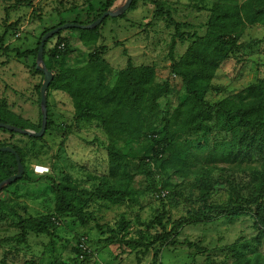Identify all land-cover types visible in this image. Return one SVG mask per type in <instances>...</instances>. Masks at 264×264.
Masks as SVG:
<instances>
[{"label":"rangeland","instance_id":"obj_1","mask_svg":"<svg viewBox=\"0 0 264 264\" xmlns=\"http://www.w3.org/2000/svg\"><path fill=\"white\" fill-rule=\"evenodd\" d=\"M32 1V8L11 10L13 1L0 0V103L42 126L41 87L45 76L34 68L39 62L32 53L45 30L60 23L88 24L100 19L105 0ZM126 1L118 0L111 11L119 10ZM151 1L138 0L133 10L131 5L121 16L101 23L96 48L99 52L104 48L102 58L109 68V86L115 85L117 72L124 70L131 59L135 67H153L158 84L165 83L171 90L170 97L150 100L152 103L145 106L143 130L138 138L122 137L113 142L109 132L112 127L107 130L95 121L76 122L71 98L49 88L51 129L43 139L33 141L32 137L0 132L1 146L22 150L27 177L6 186L1 198L25 206L30 216H48L56 204L53 182H70L76 203L92 213L100 226L117 229L123 218L133 223L139 217L149 224L163 207L169 223L196 212L202 205L204 181L219 183L210 201L212 205H225L237 194L245 199L258 197L264 188V148L260 149L255 141L258 136L242 132L236 119H219L206 124L200 132L180 134L174 149L160 157H165L164 166V159L153 167L145 158L151 155L149 146L163 138L162 116L172 115L186 97L181 79L170 70L175 27L156 16ZM159 1L175 22L190 25L182 32H196L201 37L207 34V7L214 0ZM122 16L125 17L121 19ZM49 40L45 65L52 49L60 43L65 45L66 53L59 68L78 70L87 65L88 51L80 44L77 33L64 32ZM192 42L178 40L174 58L179 60ZM238 43L237 50L220 64L211 82L205 95L209 105L235 98L250 85L264 80V28H247ZM112 146L128 164L129 178L109 173ZM37 166L47 172L34 174ZM110 189L120 193V199H111ZM238 211L242 216L237 219H228L217 211L209 213L200 224L184 227L176 246H155L159 252L157 264H232L241 257L264 255V229L256 226L255 208L241 206ZM60 220L53 254L59 260L69 264H138L140 258V264H153L152 251L147 255H140L138 250L122 251L108 242V231L101 232L95 223L84 227L71 215ZM50 241L47 235L22 234L10 218L0 217V264H47ZM81 244L88 255L77 259L73 248Z\"/></svg>","mask_w":264,"mask_h":264},{"label":"trees","instance_id":"obj_2","mask_svg":"<svg viewBox=\"0 0 264 264\" xmlns=\"http://www.w3.org/2000/svg\"><path fill=\"white\" fill-rule=\"evenodd\" d=\"M8 1L14 2V5L9 7L11 10L21 7H33L32 0ZM117 2L118 0H105L104 14L110 12ZM137 2L138 0H134L131 10L135 8ZM151 2L156 7V16L175 27L170 49V70L175 77L181 79L186 97L172 115L164 114L162 116V133L160 134L163 135V138L155 141L153 146H149L148 153L151 155L145 157L148 158L150 165L157 166L159 161L165 158L160 159V157L163 154L165 155V152L174 149V141L180 134L200 132L206 124L217 122L219 119L225 121L238 120L242 132L245 135L253 133L258 136L259 138L255 141L258 142L259 148L263 149L264 80L250 85L237 94L235 98H227L214 105H209L206 102L205 95L210 89L211 82L220 64L228 60L237 50L238 41L244 31L255 25L264 28V0H214L211 6L207 7L210 16L206 24L207 34L203 37L196 32L192 34L182 32L183 29L190 28V25L175 22L170 11L165 10L162 1L152 0ZM124 17L122 16L121 19ZM108 19L110 18L105 19L102 24H105ZM97 20L99 18L88 24L81 22L70 24L89 26ZM63 25L65 23H60L51 29L45 30L40 37L36 51L32 55L37 58L42 38L47 33ZM17 26L18 23L14 25L15 28ZM64 32L77 33L80 44L88 51V62L84 68L78 70L59 68L61 62L64 61L66 52L64 44L56 45L46 61L47 70L53 74L50 88L62 91L71 98L76 122L91 123L95 121L100 123L104 129L112 127L113 130L109 132L113 134V142L121 140L122 137L126 139L138 138L143 130L142 119L144 118L145 106L155 99L170 97L171 90L168 85L165 83L158 84L156 71L153 67H135L131 59H128L127 67L117 72L115 85L109 86L107 83L109 68L102 58L104 48L100 52L96 48L97 41L100 39L99 27L91 30L68 29L61 31L56 36L58 37ZM178 40L193 42L186 53L179 60H176L174 49ZM49 41L45 45V60ZM92 48L93 52L91 51ZM34 68H36V65ZM0 124L34 132H39L42 127L41 124L36 126L21 116L12 113L6 103H0ZM50 129L48 119L47 130L43 137ZM0 132L27 137L4 129H0ZM152 135L155 136V133ZM43 137L40 139H43ZM30 139L33 141L40 140L38 138ZM0 147H9L20 157L25 168L22 180H25L27 178L26 158L22 150L15 146L0 145ZM109 158L111 163L109 173L113 176L129 178L128 164H125L124 159L120 157L119 152L115 151L114 146L109 149ZM164 162L165 159L162 166H164ZM17 173L18 166L15 155L0 153V183ZM201 184V207L196 212H189L186 217L173 223H169L168 212L163 207L161 213L149 224H145L139 217H136L133 223L123 218L117 229L110 226H100L97 218L92 213L85 211L76 203L73 197L74 188L71 183H63L57 180L53 182L56 204L52 214L43 217L28 215L25 206L14 205L10 201L1 198V195L7 191L5 187L0 191V217L10 218L22 234L32 233L34 235L49 236L51 238V257L47 264H69L53 255L56 252V225L61 221V218L67 215L73 216L84 227L95 223L97 229L101 232L107 230L109 233L108 242L122 251L138 250L140 255H147L152 251L154 254L153 264H157L159 258V252L155 249V246H159L161 249L176 246L178 244L176 239L181 229L204 222L206 216L212 212L220 211L228 219L233 220L242 216V213L238 211L239 207L251 206L255 208L257 213L256 226L264 229V188L255 199H245L237 194L234 198L228 200L225 205H212L210 201L219 183L204 181ZM108 195L111 199H120V193L116 190L110 189ZM134 225L137 228H134ZM143 227L146 230H142ZM186 244L192 247L191 243ZM73 252L77 259L88 255L87 251L80 248L79 245L73 248ZM140 261L139 258L138 264H140ZM71 264H78V262ZM232 264H264V255L256 254L252 257H241Z\"/></svg>","mask_w":264,"mask_h":264},{"label":"water","instance_id":"obj_3","mask_svg":"<svg viewBox=\"0 0 264 264\" xmlns=\"http://www.w3.org/2000/svg\"><path fill=\"white\" fill-rule=\"evenodd\" d=\"M133 2H134V0H127L126 3L123 5V7H121L119 10L110 11L108 13H105L99 20H97L96 22H94L93 24H91L89 26H80V25L69 23V24H65V25L58 27L57 29L52 30L51 32L47 33L42 38V40L40 42V47H39L38 56H37L39 63L36 66L37 71L41 72L45 76V82H44L43 86L41 87V108H42V127H41V130L39 132H34L31 130H22L20 128L11 127V126L6 125V124H0V129H4V130L10 131V132H15V133H18L20 135L27 136V137L42 138L44 136V134L47 130V126H48L47 92H48V89L50 88V85L53 81V74L47 70L46 65L43 62L46 42L50 38L56 36L61 31H65L68 29H73V28H81V29H87V30L95 29L106 18H117V17L121 16L122 14H124L131 7ZM0 153H10V154L15 155L17 166H18V173L15 176H13V177L3 181L2 183H0V191H1L4 187H6L10 184H13V183L17 182L18 180L22 179L24 176L25 168H24V166L20 160V157L16 154V152L13 149H11L9 147H5V148L0 147Z\"/></svg>","mask_w":264,"mask_h":264},{"label":"built area","instance_id":"obj_4","mask_svg":"<svg viewBox=\"0 0 264 264\" xmlns=\"http://www.w3.org/2000/svg\"><path fill=\"white\" fill-rule=\"evenodd\" d=\"M42 170H43V172H42ZM46 172L47 171L45 170V168L38 167V166L34 168V174H45ZM80 248H82L83 250H86L85 246L83 244L80 245Z\"/></svg>","mask_w":264,"mask_h":264}]
</instances>
